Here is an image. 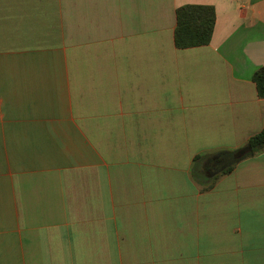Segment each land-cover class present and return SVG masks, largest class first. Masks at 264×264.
<instances>
[{
    "label": "crops",
    "instance_id": "0c3cea01",
    "mask_svg": "<svg viewBox=\"0 0 264 264\" xmlns=\"http://www.w3.org/2000/svg\"><path fill=\"white\" fill-rule=\"evenodd\" d=\"M263 66L264 0H0V264H264V151L194 165L264 131Z\"/></svg>",
    "mask_w": 264,
    "mask_h": 264
},
{
    "label": "trees",
    "instance_id": "16d2710c",
    "mask_svg": "<svg viewBox=\"0 0 264 264\" xmlns=\"http://www.w3.org/2000/svg\"><path fill=\"white\" fill-rule=\"evenodd\" d=\"M176 19L177 26L174 40L177 49L184 50L203 47L211 43L216 25V11L214 7L201 5L182 6L176 11ZM253 81L256 84L258 96L264 99V66L255 73ZM246 147H251L252 151L240 159L236 156L242 149L225 151L216 155L211 159L210 163H216L219 168H222V171L213 170V165L211 164L213 170V174L211 175L230 174L239 162L264 151V131L252 137ZM202 160H205V156H197L194 158V165L200 163Z\"/></svg>",
    "mask_w": 264,
    "mask_h": 264
},
{
    "label": "rangeland",
    "instance_id": "374dc122",
    "mask_svg": "<svg viewBox=\"0 0 264 264\" xmlns=\"http://www.w3.org/2000/svg\"><path fill=\"white\" fill-rule=\"evenodd\" d=\"M152 144H153V147H155V145H157V142H152ZM212 156L213 155L207 156L206 159L204 160V162H206L205 166H207V169L204 173L206 176L208 175L207 177H209L208 180L210 181V182H208L207 186L204 187L205 191L212 189L214 187V185L218 182V180H220L222 178L221 174H218L217 176H214V175L209 176V175L213 174L212 165H211L210 161L215 156H213V157ZM204 162H203V164H204Z\"/></svg>",
    "mask_w": 264,
    "mask_h": 264
},
{
    "label": "water",
    "instance_id": "95a60500",
    "mask_svg": "<svg viewBox=\"0 0 264 264\" xmlns=\"http://www.w3.org/2000/svg\"><path fill=\"white\" fill-rule=\"evenodd\" d=\"M251 151H252V148L251 147H246V148H244V149H242L238 154H237V158H242V157H244L245 155H247V154H249V153H251ZM222 170H220V172H221ZM212 176V175H211Z\"/></svg>",
    "mask_w": 264,
    "mask_h": 264
},
{
    "label": "flooded vegetation",
    "instance_id": "af4514ba",
    "mask_svg": "<svg viewBox=\"0 0 264 264\" xmlns=\"http://www.w3.org/2000/svg\"><path fill=\"white\" fill-rule=\"evenodd\" d=\"M213 165V170L215 171H220L222 170V168H219L218 165L216 163H211Z\"/></svg>",
    "mask_w": 264,
    "mask_h": 264
}]
</instances>
